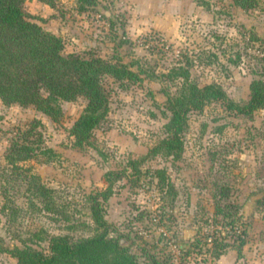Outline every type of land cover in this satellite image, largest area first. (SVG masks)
Instances as JSON below:
<instances>
[{
    "label": "rangeland",
    "instance_id": "rangeland-1",
    "mask_svg": "<svg viewBox=\"0 0 264 264\" xmlns=\"http://www.w3.org/2000/svg\"><path fill=\"white\" fill-rule=\"evenodd\" d=\"M250 1L242 8L234 0H26L25 13L62 39L63 54L131 64L141 80L103 78L109 112L86 147L70 135L84 97L62 101L58 121L0 99V242L47 254L52 235H93L88 196L106 188V171L126 168L130 176L100 203L109 236L123 240L139 264H217L231 251L264 258V108L246 116L211 102L188 114L179 158L150 156L138 164L139 178L128 166L164 137L177 67L198 84H220L238 103L254 78L264 80V0ZM33 122L52 158L13 166L5 158L11 141ZM32 175L46 199L33 192ZM0 264L16 259L0 251Z\"/></svg>",
    "mask_w": 264,
    "mask_h": 264
},
{
    "label": "trees",
    "instance_id": "trees-1",
    "mask_svg": "<svg viewBox=\"0 0 264 264\" xmlns=\"http://www.w3.org/2000/svg\"><path fill=\"white\" fill-rule=\"evenodd\" d=\"M25 1L0 0V99L7 105H32L53 121H58L62 116V101L84 97L85 107L74 121L70 135L76 146H90L94 130L109 112V94L103 86V78L134 83L141 80L140 72L133 70L131 64L112 62L94 54L88 57L63 54L62 39L29 18L24 11ZM83 1L88 6L95 5V0ZM234 2L242 8L255 5L250 0ZM83 10L84 7L79 8V11ZM173 72V78L180 79L174 93L166 92L164 108L168 115L163 125L164 137L142 158L128 162L134 170L130 174L137 178L141 175L138 164L150 156L162 153L180 157L184 147L182 133L190 112L202 111L211 102H219L226 110L246 116L264 108L262 78H254L250 82L248 99L238 103L231 100L218 83L198 84L191 79L187 67L179 66ZM36 127L33 122L12 139L5 157L8 163L16 166L18 162L36 158L39 154L47 156L45 162L52 158L49 156L51 149L43 147L42 135ZM103 176L106 188L88 196L90 216L95 225L93 235L76 239L69 235H52L48 239L47 254L27 244L10 248L1 242L0 251L14 257L16 264H139L129 252V247L121 246L118 239L109 236V224L100 203V200L105 201L112 196L115 181L130 175L124 168L108 170ZM31 180L35 188L33 192L46 199L47 188L39 183L37 176L32 175ZM45 204L46 209L52 208L48 202ZM243 244L244 239H240L239 245ZM215 248L222 247L216 244ZM215 254L220 255L218 251ZM153 264H159V261L153 259Z\"/></svg>",
    "mask_w": 264,
    "mask_h": 264
},
{
    "label": "crops",
    "instance_id": "crops-1",
    "mask_svg": "<svg viewBox=\"0 0 264 264\" xmlns=\"http://www.w3.org/2000/svg\"><path fill=\"white\" fill-rule=\"evenodd\" d=\"M217 264H264V258H251L250 255H245L243 258L237 256L234 252H228L221 255L217 259Z\"/></svg>",
    "mask_w": 264,
    "mask_h": 264
},
{
    "label": "water",
    "instance_id": "water-1",
    "mask_svg": "<svg viewBox=\"0 0 264 264\" xmlns=\"http://www.w3.org/2000/svg\"><path fill=\"white\" fill-rule=\"evenodd\" d=\"M104 13H105L106 16H109V12L108 11H104ZM120 243H121V245H124V241L123 240H121Z\"/></svg>",
    "mask_w": 264,
    "mask_h": 264
},
{
    "label": "built area",
    "instance_id": "built-area-1",
    "mask_svg": "<svg viewBox=\"0 0 264 264\" xmlns=\"http://www.w3.org/2000/svg\"><path fill=\"white\" fill-rule=\"evenodd\" d=\"M209 241L211 240V238L208 239Z\"/></svg>",
    "mask_w": 264,
    "mask_h": 264
}]
</instances>
